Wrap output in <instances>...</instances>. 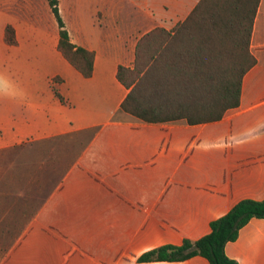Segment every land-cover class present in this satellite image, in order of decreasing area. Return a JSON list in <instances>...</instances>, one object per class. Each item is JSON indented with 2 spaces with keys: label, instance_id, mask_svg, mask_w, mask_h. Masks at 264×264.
Listing matches in <instances>:
<instances>
[{
  "label": "crops",
  "instance_id": "obj_1",
  "mask_svg": "<svg viewBox=\"0 0 264 264\" xmlns=\"http://www.w3.org/2000/svg\"><path fill=\"white\" fill-rule=\"evenodd\" d=\"M58 1L72 42L95 53L94 74L84 78L60 53L49 1L50 31L35 0H0V72L28 94L0 97V152L96 130L25 229L14 239L0 233V242L12 243L0 248V264H140L145 252L206 236L241 201L264 200V0L250 48L257 64L244 78L240 106L200 125L125 113L128 90L117 72L134 67L142 37L173 32L201 0ZM9 26L15 46L5 41ZM97 80L108 90L103 108L81 89ZM11 216L0 214V225ZM226 254L264 264V219L242 229Z\"/></svg>",
  "mask_w": 264,
  "mask_h": 264
},
{
  "label": "trees",
  "instance_id": "obj_2",
  "mask_svg": "<svg viewBox=\"0 0 264 264\" xmlns=\"http://www.w3.org/2000/svg\"><path fill=\"white\" fill-rule=\"evenodd\" d=\"M60 29L58 49L84 78L94 74L95 53L72 42L58 0H48ZM261 0H201L173 32L156 29L141 38L133 68L120 66L117 79L128 90L122 111L148 123L186 121L191 125L218 122L241 104L245 76L256 66L251 39ZM5 41L18 44L15 30ZM58 98H64L56 91ZM24 143L9 150L45 145ZM7 150V151H9ZM7 151L0 152V154ZM253 219H264V200H244L211 223L199 240L164 245L138 258V263L184 262L203 257L210 264H238L226 247Z\"/></svg>",
  "mask_w": 264,
  "mask_h": 264
},
{
  "label": "rangeland",
  "instance_id": "obj_3",
  "mask_svg": "<svg viewBox=\"0 0 264 264\" xmlns=\"http://www.w3.org/2000/svg\"><path fill=\"white\" fill-rule=\"evenodd\" d=\"M42 12L41 20L50 29L55 24L49 13L47 0H35ZM50 31V30H49ZM93 94L92 104L105 106L104 96L108 92L99 80L89 87L81 88ZM126 113V112H125ZM96 129L61 137L45 145L22 151L9 150L0 155V214L11 210V218L0 225V233L14 239L21 233L29 216L38 211L43 200L52 192L62 176L81 154L84 146L92 139ZM12 243L0 242L1 250Z\"/></svg>",
  "mask_w": 264,
  "mask_h": 264
},
{
  "label": "clouds",
  "instance_id": "obj_4",
  "mask_svg": "<svg viewBox=\"0 0 264 264\" xmlns=\"http://www.w3.org/2000/svg\"><path fill=\"white\" fill-rule=\"evenodd\" d=\"M0 97L25 101L28 94L22 87L15 85L4 72H0Z\"/></svg>",
  "mask_w": 264,
  "mask_h": 264
}]
</instances>
